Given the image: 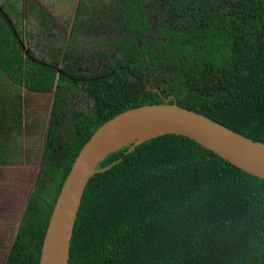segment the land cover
I'll return each mask as SVG.
<instances>
[{
    "label": "trees",
    "instance_id": "obj_1",
    "mask_svg": "<svg viewBox=\"0 0 264 264\" xmlns=\"http://www.w3.org/2000/svg\"><path fill=\"white\" fill-rule=\"evenodd\" d=\"M24 10L49 31L52 18L37 2L4 0L0 68L28 92H56L43 166L5 264H39L53 206L76 156L121 112L172 97L169 103L264 143V0H79L68 64L74 52V66L85 59V51L70 49L82 31L112 25L110 36L85 53L95 72L77 76L92 107L84 116L69 113L67 91L76 81L56 80L51 67L27 65L18 28ZM50 35L59 47L49 54L65 61L67 42L58 31ZM107 61L105 69H95ZM70 74L76 76L74 68ZM9 101L2 106L20 127L18 102L11 98L9 107ZM67 101L68 136L57 135L53 121ZM3 124L0 138L11 126ZM3 145L0 139V165L11 157ZM127 150L110 154L97 169L113 165L89 179L68 264H264V179L182 136H159Z\"/></svg>",
    "mask_w": 264,
    "mask_h": 264
},
{
    "label": "water",
    "instance_id": "obj_2",
    "mask_svg": "<svg viewBox=\"0 0 264 264\" xmlns=\"http://www.w3.org/2000/svg\"><path fill=\"white\" fill-rule=\"evenodd\" d=\"M165 135L188 138L247 174L264 179V143L253 141L176 103H169V99L126 110L101 125L76 156L53 206L39 264H68L85 187L92 176L113 164L102 169H97L98 165L123 148L130 152L148 140ZM40 171L41 168L31 195Z\"/></svg>",
    "mask_w": 264,
    "mask_h": 264
},
{
    "label": "rangeland",
    "instance_id": "obj_3",
    "mask_svg": "<svg viewBox=\"0 0 264 264\" xmlns=\"http://www.w3.org/2000/svg\"><path fill=\"white\" fill-rule=\"evenodd\" d=\"M0 1L4 2V0ZM34 1L47 12L52 20L58 21L57 25L62 30V35L65 38H67L69 34L71 35L70 31H72L73 18L79 0ZM114 6V9H116L117 5L115 4ZM34 18L36 17L32 18L25 11V22H21L18 26V28L22 30L21 37L25 46L24 50L28 49L29 52L33 51L34 37H38L42 33L38 26V22L34 20ZM28 21H30V23H27ZM111 26L112 25H105L104 27H94L89 30H84L79 35L77 42L81 43V47L82 44L89 41V50H95L97 47L92 44L99 40L100 37H109L112 33L109 29ZM28 31L30 34L27 35ZM113 32H115V29ZM83 38H85V42ZM60 66L63 67L62 64ZM87 70H89V67H87ZM3 87L4 84L1 89H3ZM18 90V93L21 94L19 99L15 94L12 95V98L19 103L18 106H23V113L28 107V110L31 108V111H33V116L37 117L34 119L33 117L32 119L26 117V119H24L21 116V122L25 120L23 123L25 126L18 127V129H20L18 134H13V136L16 137L14 145L11 140L9 141V139L6 138L9 136H1L5 139L3 141L5 145L3 146L5 149L7 148V150L11 151L13 156L8 159V165L0 166V264H5L8 258L16 230L25 211L36 177L40 168L43 166V150L47 141L48 117L52 100L51 94L42 95L40 99L39 95L30 94L23 86L18 88ZM1 101L3 102V100ZM11 105L12 101L10 100L9 107ZM6 112H8L9 116H12L13 112H11L10 108H8ZM10 123L11 120L9 118L6 125H11ZM69 126L70 124L68 123V129L64 127L60 134L68 136Z\"/></svg>",
    "mask_w": 264,
    "mask_h": 264
},
{
    "label": "flooded vegetation",
    "instance_id": "obj_4",
    "mask_svg": "<svg viewBox=\"0 0 264 264\" xmlns=\"http://www.w3.org/2000/svg\"><path fill=\"white\" fill-rule=\"evenodd\" d=\"M41 7V6H40ZM43 9V8H42ZM45 11V10H44ZM58 21H54L52 20V22L48 23V26H46V29H50L48 32L50 34L52 33H56L57 31L61 34L62 36V40L67 42V45L65 46V50H67V59L65 61H63V59L61 58H54L49 54V51L51 49H54L55 47H59L57 46L58 44H56V39L54 37H52L50 34L48 36H46V33L44 29H40V31L42 32L40 36L38 37H34V46H33V54H30L29 50L26 49L24 50V42L21 41V47H22V51H23V56L28 60V64H35L37 66H41L43 68H53L56 71V80L58 79V77L60 75H64L67 79L68 76L71 77L74 81H76V87L75 86H71V89L69 91H67V100H68V95H69V101L71 104L70 105V111L69 113H73L75 114V116H84L88 113V111L90 110V108H92L90 106V104L88 103V99L84 97L83 92L81 91V87H80V82L82 81V79L80 76L82 74H86V75H91L93 72L95 71H91V70H87V67L90 66V63L94 61L93 58H87V54H85L86 52H88L89 50V41L85 42L86 40L84 39L83 41L85 42L84 44H82V48L80 47L79 42H76L75 44H71L70 49H74V50H85V52H83V57L85 59H82L78 65L74 66V58L76 57V52L71 54V57H73L72 61L68 64V40L70 39V34L67 38H65L62 35V30L60 29V27H58L57 25ZM50 26V27H49ZM59 28V29H58ZM55 31V32H54ZM72 31H70L71 33ZM78 40V39H77ZM59 45L60 42H59ZM87 48H86V46ZM115 52L113 53V55H111V57L115 56ZM70 55V54H69ZM110 57V58H111ZM91 61V62H90ZM90 62V63H89ZM110 61H107L106 63H97V66H95V69H105L106 68V64H108ZM63 65V67H61L60 65ZM87 66V67H86ZM74 68V74L76 76H73L72 74H70V71ZM101 69V70H102ZM55 89L50 92H32L34 95H52V100H51V106H50V112H49V117H48V126H47V131L49 132L50 129V125H51V116L53 114V105H54V98H55ZM41 99V97H40ZM172 99V98H169ZM167 100V99H166ZM40 102V101H39ZM40 104V103H39ZM65 111L61 110L59 113L61 115L60 119L54 120V126H55V132L57 133V135H61L60 132L62 131V129L64 127H67L68 129V101L66 106H64ZM37 117V116H35ZM58 121L61 122L62 124L59 125ZM65 124V125H64ZM48 137V135H47ZM45 151V148L43 150V152ZM31 196V195H30ZM21 222V221H20Z\"/></svg>",
    "mask_w": 264,
    "mask_h": 264
},
{
    "label": "crops",
    "instance_id": "obj_5",
    "mask_svg": "<svg viewBox=\"0 0 264 264\" xmlns=\"http://www.w3.org/2000/svg\"><path fill=\"white\" fill-rule=\"evenodd\" d=\"M2 3L3 2H1L0 1V5H2ZM21 41H22V39H21ZM23 42V41H22ZM21 51H22V47H21ZM22 53H23V51H22ZM23 55V54H22ZM3 84H4V87H3V89H1L2 88V86H3ZM21 86H19V85H17V84H15L8 76H7V74L0 68V120L1 121H4V124L6 125L7 124V120L10 118V120L11 119H13V118H15L17 115H15V113L11 116H9L8 115V112H5V109L6 108H8V106L5 108V107H3L2 106V104L4 103V102H8L9 100H11V98H12V95L13 94H15V95H17V94H19L18 93V88H20ZM26 90V89H25ZM13 91V92H12ZM15 91V92H14ZM27 91V90H26ZM28 92V91H27ZM30 94H33L32 92H29ZM19 95H21V94H19ZM1 100H3V102L1 101ZM19 104V103H18ZM18 104H17V109H18V112L20 113L21 112V116L24 118V119H26V117L28 118V119H32V117H33V119L35 118V116H33L34 114H33V111H31V108H29V110H28V107L26 108V111L23 113V106L21 107V106H18ZM14 105V104H13ZM28 110V111H27ZM25 121V120H24ZM24 121L22 120V122H21V126L20 127H24L25 126V124H23L24 123ZM11 126L10 127H8V129H5V131L3 130V134H4V137L5 136H9V137H6L7 139H9V141L11 140L12 141V144L14 145V142H15V140H16V137H14L13 136V134L15 133V135H16V133L18 134V132L20 131V129H18V127L17 126H15L14 125V122H13V120H11ZM9 125V124H8ZM19 127V128H20ZM1 133V132H0ZM10 134V135H9ZM12 137H14V138H12ZM0 139H2L3 141L5 140V139H3V138H0ZM8 141V142H9ZM8 144V143H7ZM8 154H10L11 156H13V154H12V152L11 151H9L8 150V153L6 154V155H8ZM3 165H8L7 163H5V164H3ZM0 166H2V165H0Z\"/></svg>",
    "mask_w": 264,
    "mask_h": 264
}]
</instances>
